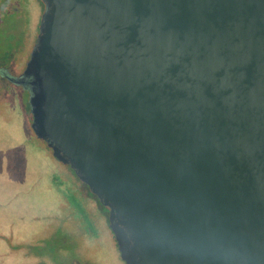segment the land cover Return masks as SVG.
Segmentation results:
<instances>
[{
    "label": "water",
    "instance_id": "obj_1",
    "mask_svg": "<svg viewBox=\"0 0 264 264\" xmlns=\"http://www.w3.org/2000/svg\"><path fill=\"white\" fill-rule=\"evenodd\" d=\"M30 129L125 264H264V0H39Z\"/></svg>",
    "mask_w": 264,
    "mask_h": 264
},
{
    "label": "rangeland",
    "instance_id": "obj_2",
    "mask_svg": "<svg viewBox=\"0 0 264 264\" xmlns=\"http://www.w3.org/2000/svg\"><path fill=\"white\" fill-rule=\"evenodd\" d=\"M42 10L39 0H0V236L14 243H31L33 251L38 250L37 246L42 251L41 242L51 236L63 243L62 237L71 235L72 239L66 238L64 250L94 260L98 244L108 264H123L106 228L108 210L99 206L69 167L54 159L45 143L33 136L30 90L2 75L13 78L22 74ZM82 204L90 213L85 221L98 226L99 243L78 230L81 217L70 205L84 217ZM7 247L0 239V254ZM19 248L24 253L27 244ZM13 262H20L18 256Z\"/></svg>",
    "mask_w": 264,
    "mask_h": 264
},
{
    "label": "flooded vegetation",
    "instance_id": "obj_3",
    "mask_svg": "<svg viewBox=\"0 0 264 264\" xmlns=\"http://www.w3.org/2000/svg\"><path fill=\"white\" fill-rule=\"evenodd\" d=\"M2 75H4V77L6 79L10 80L11 83H13L15 85H21V86L25 87L26 89L30 90V85H29L30 79L24 78L22 76V74L18 77H13V78L11 76L5 75V73H3ZM90 195L96 200V198L92 194H90ZM98 205L102 206L100 204H98ZM70 206L73 208L74 214L81 217V220L77 221V227H78V230L81 232V234L83 236H85L86 238H89L90 240L92 239V241L95 239V240H97L96 243H99V241H98L99 229L97 228L98 226L93 221H92L93 225H91L85 221L86 218H88V216L90 214L89 211H87L85 209L84 205L82 204L81 205V212H83V213L80 212L84 216V217H82V215L79 214V212L75 209V207L73 205H70ZM106 228L109 231V233H111V239L115 243V247L117 249L116 241L114 239V236H113L111 230L108 228V225ZM66 238L72 239L71 235L70 236H63L61 239L63 241V243H62L61 241H59V238L56 237L54 239V237L51 236L49 239H47L45 241H42V242L40 241L42 244V248H43V250L45 249V251H43V250L39 251V249H41V247H38L37 245L36 246H37L38 250L33 251L34 246L27 245V251L26 252L18 253L17 252L18 250L16 248H13L10 246L11 250L8 252H4L3 255L0 254V257L5 256V257H11L12 259H15V258H17V256L19 254H21V257H18V259L20 261L19 263L10 262L9 264H108V261L103 259V257L101 256L100 253H102V251H101V248L98 244H97V246L95 245L96 250L98 251V255H96V258L94 260L91 258L81 259V257L79 255H77L75 253V251L64 250V248H66V244H65ZM0 239L4 240L6 243L11 242V239L7 236H0ZM40 242L38 244H40ZM57 245H58V247H57ZM119 257H120V254H119ZM120 260H121V258H120ZM122 263L125 264L123 261H122Z\"/></svg>",
    "mask_w": 264,
    "mask_h": 264
},
{
    "label": "trees",
    "instance_id": "obj_4",
    "mask_svg": "<svg viewBox=\"0 0 264 264\" xmlns=\"http://www.w3.org/2000/svg\"><path fill=\"white\" fill-rule=\"evenodd\" d=\"M40 2V1H39ZM34 136V135H33ZM60 192H61V190H60ZM40 241H38V243H39ZM9 247H7V249H5V248H3L1 251H2V255L4 254V252H8V251H10L11 249H10V246L11 247H13V248H16L18 251V253H22V251L20 250V248H19V245H21V244H27V245H31V243H27V242H16V243H14V242H8V243H6ZM18 257H21V254H19L18 255ZM13 260L14 259H12L11 257H5V256H1L0 257V264H9L10 262H13ZM5 261H6V263H5Z\"/></svg>",
    "mask_w": 264,
    "mask_h": 264
}]
</instances>
